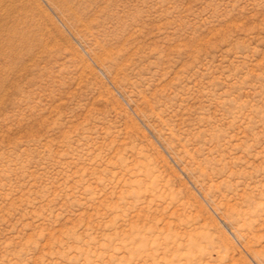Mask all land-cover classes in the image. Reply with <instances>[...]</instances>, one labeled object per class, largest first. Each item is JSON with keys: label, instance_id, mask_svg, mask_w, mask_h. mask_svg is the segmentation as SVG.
<instances>
[{"label": "rangeland", "instance_id": "374dc122", "mask_svg": "<svg viewBox=\"0 0 264 264\" xmlns=\"http://www.w3.org/2000/svg\"><path fill=\"white\" fill-rule=\"evenodd\" d=\"M0 264H264V0H0Z\"/></svg>", "mask_w": 264, "mask_h": 264}]
</instances>
